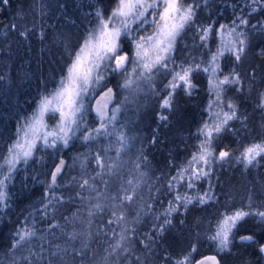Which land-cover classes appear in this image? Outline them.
<instances>
[{"label": "trees", "instance_id": "trees-1", "mask_svg": "<svg viewBox=\"0 0 264 264\" xmlns=\"http://www.w3.org/2000/svg\"><path fill=\"white\" fill-rule=\"evenodd\" d=\"M110 2L111 0H8L7 4L0 3V151L14 137L21 118L31 114L39 95L55 86L65 61L69 59L67 51L85 34L82 13L85 12L90 17L92 25L95 23L96 9L110 8ZM198 2L200 8L197 10V25L210 22H214L216 26L221 23L230 24L242 10L245 15L249 11L245 7L246 0ZM248 18L250 25L264 22V10L252 13ZM12 25L16 27L13 28ZM250 25L245 29L249 33V46L242 62L235 65L228 56L221 61L225 73L235 65L244 77L243 91L237 92L234 90L237 86H233L228 95L236 100L240 113L248 116L249 130L246 131L239 120L232 121V130L221 133L218 138L217 151L227 148L239 150L242 143L250 142L261 131L259 125L264 113L255 110L254 98L256 91L264 89V56L259 55L264 48V32L254 30ZM210 43L214 44L212 41ZM176 47L175 57L178 62L191 57L200 58L205 51L200 47L195 27L186 30L178 39ZM253 68L254 76L250 75ZM192 79L198 87L191 96L186 95L182 89H177L173 110L164 113L169 116L165 122L157 118L162 111L159 106L160 97L166 94L163 85L167 83V79L163 74L154 81V91L147 84H141L139 89L134 85L132 89L117 90V101L122 104L119 113L122 125L120 130L129 137L127 148L119 155L116 149L120 144L114 136L93 142L75 139L67 147L58 145L56 149L41 148L27 164L19 165L9 186L10 207L0 212V264H12L13 259H16L17 264H28L23 257L29 255V248L34 252H40L41 248L47 250L42 253L44 259L41 264H48L49 259L52 264H81V258L73 250L79 251L84 243L88 244V255L83 264H93L94 259L99 264L98 258L105 255V249L111 243L102 231L108 227V206L111 202L104 199L82 200L76 193L80 192L81 197L95 196L94 192L79 189L77 181L82 176H95L99 171L92 155L102 148H106L107 156L111 157L109 163H115L119 168L116 175L103 176V180L108 181V195H114L122 184L126 186L127 180H132L133 183L139 181L140 185L135 202L127 206L128 227L135 229L131 242L132 255L125 260L124 257L128 254L121 253L112 257L110 264H170L164 259L166 254L175 256L193 242H199L201 253H213L214 245H210L203 236L209 221L214 220L221 204L229 203L239 207L247 203L249 196L254 203H258L256 199L262 201L264 160L247 169L234 159L214 162L211 176L197 182L196 190L183 187L179 190L195 195L197 191H205L211 182L217 202H209L207 205L192 204L186 211L179 209L172 213V224L162 233L153 227L162 222V218L157 220L156 217L164 212L168 202L173 199L168 191L167 181L190 159L197 143L195 132L204 117L208 99L207 76L203 72H195ZM120 82L122 77L111 76L108 86L116 88ZM87 123L89 127L97 124L92 111L87 115ZM85 155L88 156L87 166L82 169L81 161ZM141 156L147 159L141 161L139 170H135L134 162ZM61 158L66 161V167L62 176L58 177L59 187L55 194L63 196L64 202L55 209L50 207L45 216L43 204L47 203L45 192L50 180L49 172ZM140 173L144 175L141 177ZM245 176L250 180L248 185H244L246 179L242 180ZM96 183L98 190H105V185L99 179ZM240 188L244 194H241ZM245 196L247 198L242 202ZM97 202L106 207L103 212L91 218L92 224L89 226L86 223L88 208ZM147 205H151V211ZM137 212H140V218L138 222H134ZM73 213L80 219H76ZM26 217L35 222L37 236L30 245L25 244L10 251L17 226ZM50 223H58L61 227L49 230ZM257 223L253 218H248L240 234L252 229L257 234V239L264 243V231L255 226ZM73 231L83 235L69 241L66 233ZM89 232L91 236H88ZM55 245H60L67 251L52 257ZM241 253L244 254L235 258ZM221 256L222 264H264V255L259 253L255 245L241 243L238 239L231 246V251L221 253ZM32 259L35 261L34 257Z\"/></svg>", "mask_w": 264, "mask_h": 264}, {"label": "snow or ice", "instance_id": "snow-or-ice-1", "mask_svg": "<svg viewBox=\"0 0 264 264\" xmlns=\"http://www.w3.org/2000/svg\"><path fill=\"white\" fill-rule=\"evenodd\" d=\"M0 3L7 4L8 0H0ZM245 7L249 9L247 15L242 10L230 24L221 23L218 26L214 22L197 25V10L200 8L198 0H111L110 8H97L95 23L88 27L78 43L67 51L69 59L65 61L55 86L39 95L31 114L21 118L14 137L5 145L4 150L0 151V212L10 207L9 186L18 166L27 164L41 148L56 149L58 145L67 147L75 139L93 142L113 136L120 144L116 149L117 155L127 148L129 137L120 130L122 125L119 113L122 104L117 101L118 89L128 90L134 85L139 89L141 84H147L154 91V81L163 74L167 79V83L163 85L166 94L160 97L159 106L162 111L157 118L165 122L169 116L164 113L173 110L177 89H182L186 95L191 96L198 87L192 79L195 72L206 74L208 92L204 117L195 132L197 143L187 163L179 167L176 174L168 179L167 188L173 199L168 202L164 212L156 217L157 220L162 218V222L153 227L162 233L172 224V213L179 209L186 211L192 204L207 205L209 202H217L211 182L205 191H197L195 195H189L187 191L181 192L179 189L183 187L196 190L197 182L211 176L214 162L234 159L247 169L264 160V117L259 125L261 131L257 132L256 138L242 143L239 150L227 148L217 151L216 144L221 133L232 130V121L239 120L242 127L246 131L249 130L248 116L240 113L239 105L228 92L233 86H237L235 91H243L244 77L235 65L242 62L249 46V33L245 31L250 25L248 17L264 10V0H246ZM12 27L15 28L16 25ZM193 27L198 34L200 47L205 51L200 58L191 57L178 62L175 57L177 41L187 29ZM250 27L264 32V22L252 24ZM126 48L128 50H125ZM259 55L264 56V48L260 50ZM226 56L235 62L227 73L221 67V61ZM115 75L122 77V82L116 88L108 86L109 77ZM250 75H255L254 68ZM91 101H94V104ZM254 108L264 113V89L256 91ZM90 111L96 114L95 127H89L87 123ZM49 119H55L56 122L49 124ZM155 139L154 136L153 142ZM92 159L99 171L89 178L82 176L77 181V186L81 190L94 192L95 196L81 197L80 192L76 195L82 200L104 199L111 202L108 206V227L102 229L111 243L105 249V255L98 258L99 264H110L111 258L121 253L128 254L124 257L127 260L132 255L131 242L135 232V229L128 227L127 206L136 200L139 181L133 183L132 180H127L126 186L122 184L114 195H108V181L103 180V176H114L119 168L115 163H109L111 157L107 156L106 148L93 154ZM146 159L137 157L134 169L139 170L141 161ZM87 161L88 156L85 155L81 161L82 169L86 168ZM65 167L66 161L61 158L49 172L50 180L45 192L47 203L43 204L45 216L50 207L55 209L64 202V197L56 195L55 191L59 187L58 177L62 176ZM143 175L144 173H140L141 177ZM97 179L105 185L104 191L98 190ZM105 207L106 205L99 202L91 204L86 223L91 226V218L103 212ZM147 207L151 211V205ZM73 216L80 219L76 213H73ZM250 217L258 222L255 226L264 231V203L256 204L249 196L247 203L239 207L229 203L221 204L214 220L209 221L203 234L204 239L214 245L213 254L201 253L199 242H193L175 256L166 254L164 259L170 264H222L221 253L230 252L237 239L241 243L255 245L259 253L264 254V243L257 239V234L252 229L240 234L242 226ZM139 218L140 212H137L133 218L134 222H138ZM59 227L61 225L58 223L48 225L49 230ZM66 235L71 241L83 233L73 231ZM36 236L35 222L26 217L25 221L17 226L10 251L25 244L30 245ZM88 236H91L90 232ZM46 251L41 248L40 252H34L29 248V255L23 259L28 261V264H41L44 259L42 253ZM65 251L67 249L55 245L51 256L56 257ZM73 251L81 258L83 264L88 255V244L84 243L79 251ZM136 259L139 260V257ZM12 264H17L16 259L12 260ZM48 264H52L51 259ZM93 264H96L95 259Z\"/></svg>", "mask_w": 264, "mask_h": 264}, {"label": "rangeland", "instance_id": "rangeland-1", "mask_svg": "<svg viewBox=\"0 0 264 264\" xmlns=\"http://www.w3.org/2000/svg\"><path fill=\"white\" fill-rule=\"evenodd\" d=\"M89 16L86 14L85 15V12L84 13H82V27H84V31H86V29L88 28V27H90L91 26V23L89 22ZM87 102V101H86ZM94 101H91V103H93ZM56 121H55V119H49L48 120V123L49 124H54ZM221 150V149H220ZM245 179H246V181H245ZM242 180H244V181H242V183L244 182V185H248V183H249V178L247 177V176H245V177H243L242 178ZM242 185V184H241ZM242 188V187H241ZM240 188V189H241ZM241 194H244L245 192L241 189ZM195 193V192H194ZM247 198V196H245V197H243L242 198V202L245 200ZM255 198H256V196H255ZM258 200V203H256V204H260V203H264V198L262 199V201H260L259 199H256V201ZM242 205V204H241ZM240 205V206H241ZM249 251V250H248ZM244 253H241V254H239V255H236L235 256V258H238V257H241L242 255H243Z\"/></svg>", "mask_w": 264, "mask_h": 264}, {"label": "water", "instance_id": "water-1", "mask_svg": "<svg viewBox=\"0 0 264 264\" xmlns=\"http://www.w3.org/2000/svg\"><path fill=\"white\" fill-rule=\"evenodd\" d=\"M93 104H94V102H93ZM92 112H93V114L96 116L95 112H94V111H92ZM211 254H213V253H211ZM207 255H209V254H207Z\"/></svg>", "mask_w": 264, "mask_h": 264}, {"label": "flooded vegetation", "instance_id": "flooded-vegetation-1", "mask_svg": "<svg viewBox=\"0 0 264 264\" xmlns=\"http://www.w3.org/2000/svg\"><path fill=\"white\" fill-rule=\"evenodd\" d=\"M264 255V254H263Z\"/></svg>", "mask_w": 264, "mask_h": 264}]
</instances>
